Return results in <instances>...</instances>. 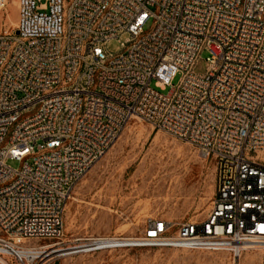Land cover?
Listing matches in <instances>:
<instances>
[{"label":"built area","instance_id":"obj_1","mask_svg":"<svg viewBox=\"0 0 264 264\" xmlns=\"http://www.w3.org/2000/svg\"><path fill=\"white\" fill-rule=\"evenodd\" d=\"M8 3L0 0V14ZM18 8L17 25L0 32L1 264L62 256L74 189L133 120L194 146L216 179L203 219L150 217L137 243L235 260L264 249V0H18ZM125 32L120 52L105 50ZM204 53L210 66L198 74Z\"/></svg>","mask_w":264,"mask_h":264},{"label":"rangeland","instance_id":"obj_2","mask_svg":"<svg viewBox=\"0 0 264 264\" xmlns=\"http://www.w3.org/2000/svg\"><path fill=\"white\" fill-rule=\"evenodd\" d=\"M19 19L18 0H9L0 14V32L16 26ZM129 35L122 33L108 42L105 50L120 52L121 42ZM207 57V53L202 55L196 73L207 72ZM178 81L179 77L174 83ZM170 89L158 88L164 93ZM258 158L264 161V152ZM215 184L211 159L151 124L133 120L74 189L65 215V254L54 264H264L263 248L235 260L229 253L206 247L137 243L136 237L143 235L150 217L175 223L203 219L210 209ZM99 237L133 240L82 248L92 242L87 239Z\"/></svg>","mask_w":264,"mask_h":264},{"label":"bare ground","instance_id":"obj_3","mask_svg":"<svg viewBox=\"0 0 264 264\" xmlns=\"http://www.w3.org/2000/svg\"><path fill=\"white\" fill-rule=\"evenodd\" d=\"M92 242H90L87 246L82 247V248H91V247H97V246H102L106 243L109 244H116L119 242H126V241H132L133 238H120V237H111V238H105V237H99V238H92ZM132 243V242H131ZM65 249L60 251V254L62 255L64 253ZM65 254V253H64ZM67 254V252H66Z\"/></svg>","mask_w":264,"mask_h":264}]
</instances>
